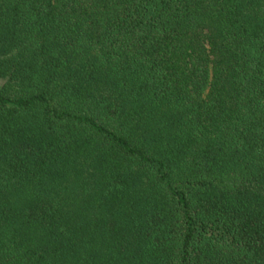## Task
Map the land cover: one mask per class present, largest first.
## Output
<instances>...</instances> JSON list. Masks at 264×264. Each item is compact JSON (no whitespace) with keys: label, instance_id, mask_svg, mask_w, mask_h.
<instances>
[{"label":"trees","instance_id":"obj_1","mask_svg":"<svg viewBox=\"0 0 264 264\" xmlns=\"http://www.w3.org/2000/svg\"><path fill=\"white\" fill-rule=\"evenodd\" d=\"M0 264H264V0H0Z\"/></svg>","mask_w":264,"mask_h":264}]
</instances>
